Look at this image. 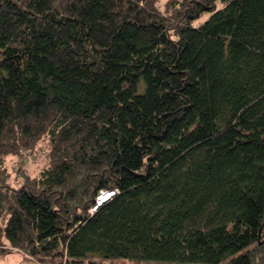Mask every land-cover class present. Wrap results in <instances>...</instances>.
Segmentation results:
<instances>
[{
    "label": "trees",
    "instance_id": "16d2710c",
    "mask_svg": "<svg viewBox=\"0 0 264 264\" xmlns=\"http://www.w3.org/2000/svg\"><path fill=\"white\" fill-rule=\"evenodd\" d=\"M0 232L35 264H264V0H0Z\"/></svg>",
    "mask_w": 264,
    "mask_h": 264
},
{
    "label": "rangeland",
    "instance_id": "374dc122",
    "mask_svg": "<svg viewBox=\"0 0 264 264\" xmlns=\"http://www.w3.org/2000/svg\"><path fill=\"white\" fill-rule=\"evenodd\" d=\"M210 14H211L210 12H204L201 15V17L193 23V25L197 26L203 23L210 16ZM41 146H42V143L40 144V147ZM42 156H43V151L42 153L40 152V155L38 156H29L24 159L23 166H25V169L33 177H36L39 174L40 169L44 165V159ZM17 161L18 160L15 157H9L6 160V165H7L8 171L10 172L11 179L14 177V167L17 164ZM99 201L100 199L98 197L97 206L100 204V203L98 204ZM0 247L6 250L4 253H0V264H35L32 261H30L27 258V256H25L22 252L14 251L6 247L5 241L1 235V232H0ZM36 264H39V263H36Z\"/></svg>",
    "mask_w": 264,
    "mask_h": 264
},
{
    "label": "water",
    "instance_id": "95a60500",
    "mask_svg": "<svg viewBox=\"0 0 264 264\" xmlns=\"http://www.w3.org/2000/svg\"><path fill=\"white\" fill-rule=\"evenodd\" d=\"M113 194V192H106V194H105V197L103 198V196H102V194L99 196V199H100V201L98 202V204L100 203H103V202H105L106 200H108V198L111 196ZM99 204V205H100Z\"/></svg>",
    "mask_w": 264,
    "mask_h": 264
},
{
    "label": "built area",
    "instance_id": "2783aa9c",
    "mask_svg": "<svg viewBox=\"0 0 264 264\" xmlns=\"http://www.w3.org/2000/svg\"><path fill=\"white\" fill-rule=\"evenodd\" d=\"M102 195H103V193H102ZM62 264H66V263H65V261H63V263H62Z\"/></svg>",
    "mask_w": 264,
    "mask_h": 264
},
{
    "label": "bare ground",
    "instance_id": "6f19581e",
    "mask_svg": "<svg viewBox=\"0 0 264 264\" xmlns=\"http://www.w3.org/2000/svg\"><path fill=\"white\" fill-rule=\"evenodd\" d=\"M103 196V198L105 197V193L102 195Z\"/></svg>",
    "mask_w": 264,
    "mask_h": 264
}]
</instances>
